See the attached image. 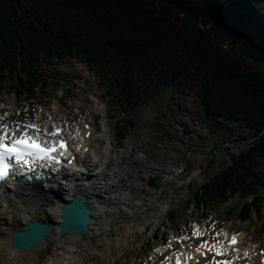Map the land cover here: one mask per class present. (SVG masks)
I'll return each instance as SVG.
<instances>
[{
	"label": "trees",
	"instance_id": "trees-1",
	"mask_svg": "<svg viewBox=\"0 0 264 264\" xmlns=\"http://www.w3.org/2000/svg\"><path fill=\"white\" fill-rule=\"evenodd\" d=\"M75 55L123 106L197 82L212 132L239 124L253 142L196 200L241 194L246 219L256 213L264 228V0H0V71L17 74L21 93L41 84L42 64Z\"/></svg>",
	"mask_w": 264,
	"mask_h": 264
},
{
	"label": "rangeland",
	"instance_id": "rangeland-1",
	"mask_svg": "<svg viewBox=\"0 0 264 264\" xmlns=\"http://www.w3.org/2000/svg\"><path fill=\"white\" fill-rule=\"evenodd\" d=\"M246 65L255 69L260 67L249 61H246ZM43 77L47 79L43 90H38L31 96H19L16 94L19 91L16 75H9L0 84V100H3L0 104L4 106L10 103L17 107L16 117H22V121H29L27 117L32 115L30 109L38 115L42 108L49 107L61 121L68 120V125L71 120L73 124L79 125L85 118L95 123L99 132L98 120L93 121V118H96L98 99L102 98L107 104V87L96 75L93 66L77 56L58 59L44 69ZM197 87V82L190 81L182 89L157 90L153 97H147V92L141 104L131 105V112L118 107L119 115L117 112L114 121L122 130L113 135L115 151L110 157L121 163L122 157L130 155L132 150L135 154L121 167H113V172H119L118 177L124 174V178L121 183L116 184L109 180L112 186H118L111 196L117 200H124V197L135 199L134 202L139 207L136 209L123 204L107 209L110 214L121 218L118 224L112 222L113 225L105 226V230L114 228L115 233L103 234L99 230L100 234L95 240L107 239L114 242L117 248L112 253L109 247L100 249L91 245L97 250L94 256L76 251L88 257L86 264H145L146 261L152 264L148 254L153 247L163 250V247H168L163 239L191 233V226L196 222H205L208 227L214 223L215 228L209 227V232L244 231V238L252 236L248 246L256 243L260 247L258 253L264 252L260 218L254 214L249 222L239 221L240 215L236 210L241 209L246 201L242 195L232 198L226 206L195 202L196 196L201 195L197 194L198 189L220 171L230 167L234 157L246 151L253 142L252 133L239 124L229 123V131L222 129L218 133L212 132L213 122L206 118ZM55 105H58L62 113L57 111ZM109 114L110 111L108 117ZM221 121L224 122L222 119ZM109 124L114 127L111 119ZM117 143L119 146H116ZM107 160L93 174L108 171L104 170ZM100 187L104 197H110L105 193L107 186L101 184ZM260 194L264 200V189ZM188 201L193 205L188 212H183ZM231 208L234 210L232 214L229 211ZM120 210L134 212L138 217L126 220L122 218ZM172 213L174 221L169 220ZM129 222L132 223L131 229ZM147 224H150L148 230ZM107 241H98L99 247L103 248ZM79 245L66 246L70 249V258L75 255L70 247L81 250ZM55 249L60 256H50L48 264H67L64 261L68 256L62 250ZM82 260H77V263Z\"/></svg>",
	"mask_w": 264,
	"mask_h": 264
},
{
	"label": "bare ground",
	"instance_id": "bare-ground-1",
	"mask_svg": "<svg viewBox=\"0 0 264 264\" xmlns=\"http://www.w3.org/2000/svg\"><path fill=\"white\" fill-rule=\"evenodd\" d=\"M84 81L85 83L87 82L86 79ZM11 107L13 110L10 116L6 118L7 120H12L17 115V107H14V105H11ZM7 110L8 106L0 107V112ZM47 111L50 112L48 109ZM48 115L49 113H47V117ZM45 119L46 115L42 113L41 118L38 119L36 123H44ZM91 142L92 140L87 142V145L90 147ZM112 146L113 144H111V147ZM113 151L114 149L112 152ZM80 157L81 159L77 160V163H81V166L87 167L93 158L92 151L90 150L86 157L84 156V152H82L80 153ZM110 166V164H106L108 170ZM64 175L66 176L67 181L71 182L74 179L79 181L77 172L67 173V171H65ZM93 175H88V182L93 184L91 190H88L87 187H80L78 182L69 189H61L58 185L53 183L48 190H45L42 185L37 184L33 186L17 187L15 191L7 190L2 196H0V264H48L51 261L50 256L56 258H59L60 256L55 248L62 250L66 254V246L68 244H80L79 246L81 248L85 247V249L91 253L92 248H90V245L100 234L99 230L103 231V234H108L109 232L113 233L114 228L111 230H105L106 224L107 226L113 225L111 224L112 222L118 224L119 219L121 218L115 214H110L111 212L107 210L108 208L129 204L132 208L138 209L139 206L134 202L135 199L124 197V200H117L111 196L118 186H112V184L109 183L110 174L108 172L98 177ZM99 180L101 183H99ZM101 184H105L107 186L108 189L105 193L110 197H104L100 187ZM65 190H68V192L63 193ZM135 191L136 190L133 192L135 193ZM79 192L87 197V204L92 211V216L95 221L89 226L90 232L85 236H79L74 232H65V234H62V207L67 203V201H70L76 193ZM120 212L122 218L126 220L138 217V214L131 211L124 212L123 210H120ZM32 220L39 221L40 223L46 225L54 223L55 227L43 241L35 244L33 247L26 250L15 248L13 246L15 231L21 229L25 230L28 225L32 223L29 221ZM149 228L150 224H147L146 229L148 230ZM202 228L205 227L202 226ZM129 229H131L130 226ZM71 238L74 240H71ZM109 242L110 241H107L103 248L108 246L115 251L117 245L114 242L109 244ZM240 249L244 250L242 246H240ZM188 251L192 250L187 249L185 252ZM240 255L243 256V251H241ZM256 257L257 256L250 255L247 263L257 264L258 261ZM210 258L211 255H209L208 259ZM196 260L199 261V264L206 262L199 254H195V260L191 262V264H195ZM244 260L245 258H242L238 264H245Z\"/></svg>",
	"mask_w": 264,
	"mask_h": 264
},
{
	"label": "snow or ice",
	"instance_id": "snow-or-ice-1",
	"mask_svg": "<svg viewBox=\"0 0 264 264\" xmlns=\"http://www.w3.org/2000/svg\"><path fill=\"white\" fill-rule=\"evenodd\" d=\"M0 107L3 106L0 105ZM7 116V112L0 115V182L5 181L12 174L14 163L25 166L33 160H49L60 163V158L65 157V154L69 152V144L64 139L65 129L63 127L53 125L52 130L49 131L47 125L42 127L36 122L8 121ZM85 127L87 128L88 125H85ZM76 134L79 135L78 129ZM69 135L71 134L69 133ZM87 135H91V133L89 132ZM42 137H51L52 139L49 141L42 139ZM209 227L214 229V223ZM222 235L224 240L220 239ZM205 236H208V238L205 239ZM238 236V233H233L229 238V234L224 233L223 230L216 231L214 236L209 235L207 228L193 224L191 226V237L186 235L178 238L173 237L168 239L166 244L171 249L173 241L181 246H183L184 241L189 239L200 241L194 252H184L178 248L175 252V264H191L195 260V254L202 256L206 264H236L238 260L250 257L248 250H241L237 247L239 244ZM187 247L191 249L192 246L189 244ZM155 251L159 253L160 249ZM241 251H243V256L240 255ZM233 252L236 253L235 256L232 255ZM209 255H211V259H208ZM261 255H264V252ZM181 257H184V259H181ZM218 257L230 258L217 259ZM172 259L171 255L165 256L161 264H170ZM195 264H199V261L196 260ZM260 264H264V260H261Z\"/></svg>",
	"mask_w": 264,
	"mask_h": 264
},
{
	"label": "water",
	"instance_id": "water-1",
	"mask_svg": "<svg viewBox=\"0 0 264 264\" xmlns=\"http://www.w3.org/2000/svg\"><path fill=\"white\" fill-rule=\"evenodd\" d=\"M151 185H154V182H151ZM91 213V209L86 204V198L77 195L73 202L64 206L63 222L61 224L63 233L74 232L79 236L88 234L90 231L89 226L95 221ZM54 227V224L46 225L34 221L28 225L26 230L14 233L13 246L22 250L29 249L43 241Z\"/></svg>",
	"mask_w": 264,
	"mask_h": 264
}]
</instances>
